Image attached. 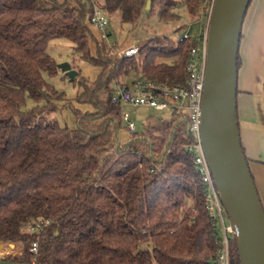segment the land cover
<instances>
[{"label": "trees", "instance_id": "1", "mask_svg": "<svg viewBox=\"0 0 264 264\" xmlns=\"http://www.w3.org/2000/svg\"><path fill=\"white\" fill-rule=\"evenodd\" d=\"M147 1L0 0V242L20 243L24 264H214L219 246L187 149L194 143L187 115L150 118L139 133L111 100L112 85L135 76L184 85L195 40L156 35L121 58L117 42L108 46L91 24L95 6L131 27L145 14L179 23L174 10L184 7L192 28L207 0H151L146 11ZM56 39L73 42L78 59L100 68L95 81L78 71L73 81L81 86L76 102L93 112L45 79L61 71L47 51ZM60 102L76 129L51 118ZM40 219L50 225L28 233ZM230 264H241L236 239Z\"/></svg>", "mask_w": 264, "mask_h": 264}, {"label": "water", "instance_id": "2", "mask_svg": "<svg viewBox=\"0 0 264 264\" xmlns=\"http://www.w3.org/2000/svg\"><path fill=\"white\" fill-rule=\"evenodd\" d=\"M252 0H215L209 23L201 144L224 209L237 230L241 264H264V208L244 153L238 116V55ZM152 2L147 1L146 11ZM58 68L73 82L78 72ZM211 263V262H210Z\"/></svg>", "mask_w": 264, "mask_h": 264}, {"label": "built area", "instance_id": "3", "mask_svg": "<svg viewBox=\"0 0 264 264\" xmlns=\"http://www.w3.org/2000/svg\"><path fill=\"white\" fill-rule=\"evenodd\" d=\"M214 1H206L197 30L192 33L189 29L183 37L194 39L196 42L185 64L187 80L184 85H167L143 79H135L123 84L115 82L112 85L111 100L113 104L121 106L148 107L157 111L173 110V112L178 111L187 115L188 130L194 139L193 145H189L187 149L193 154V166L201 178L206 210L219 246L214 264H230V241L236 239L237 230L221 202L201 144L202 98L207 67L209 23ZM91 24L108 46H111L109 41L113 33L109 28V20L98 6L94 7ZM139 50L140 48L133 47L119 51L118 55L121 58H129L136 56ZM123 119L128 128L135 131V125L129 115L123 114ZM193 211L196 210L193 209ZM49 225L50 221L40 219L30 224L27 232L40 234ZM0 245V258L13 256L16 252H19V255L23 254V248H15L14 243L1 242ZM30 252L34 254L38 252L37 243L33 244Z\"/></svg>", "mask_w": 264, "mask_h": 264}, {"label": "rangeland", "instance_id": "4", "mask_svg": "<svg viewBox=\"0 0 264 264\" xmlns=\"http://www.w3.org/2000/svg\"><path fill=\"white\" fill-rule=\"evenodd\" d=\"M97 1V0H96ZM175 13H178L182 16V19L179 23L163 25L159 22L158 18L155 15L148 16L145 14L142 17V20L135 27L130 25H125L120 21L118 15H115L113 18H109V28L113 33V36L110 38L109 43L112 45L114 42H117V45L120 46L119 51H124L133 47H142L148 42L151 37L156 35H169L171 38H182L185 33L191 30L194 33L198 28V24L192 25V28H189L191 25V20L188 18L186 10L184 7L174 10ZM179 29L177 33H174L175 29ZM189 28V29H188ZM73 42L67 39H56L52 40L48 44V54L55 60L56 65H61L68 63L74 70L81 73V76L87 78L91 81H95L100 73V68L84 62L78 59V55L75 53ZM118 51V53H119ZM47 82L54 87L57 91L65 93L66 98L74 103V106L83 111L84 113L93 112L94 109L88 105H81L76 102V97L81 93V86L79 85V79L75 83L71 82L61 71L56 75H45ZM136 79L131 77L130 80ZM59 111L51 115V118L55 119L60 126L68 127L71 129L77 128L76 119L71 110L63 107V102L58 104ZM123 114H128L130 120L134 123L137 132H142L148 120L150 118L154 119H169L173 110L157 111L148 107H132V106H123ZM250 172L253 175L252 163H248ZM264 176V175H263ZM254 177V176H253ZM256 178V179H255ZM254 183L257 188L260 200L264 208V186L262 187L261 181L255 176ZM11 264H22L15 261L9 262Z\"/></svg>", "mask_w": 264, "mask_h": 264}, {"label": "crops", "instance_id": "5", "mask_svg": "<svg viewBox=\"0 0 264 264\" xmlns=\"http://www.w3.org/2000/svg\"><path fill=\"white\" fill-rule=\"evenodd\" d=\"M239 55L237 116L242 147L252 163L253 179L264 186V0H252L245 15ZM256 179V178H255ZM264 202V199H263ZM1 243V242H0ZM1 246V245H0ZM21 249L20 243H14ZM22 255L0 258V264L20 261ZM24 264V263H22Z\"/></svg>", "mask_w": 264, "mask_h": 264}]
</instances>
